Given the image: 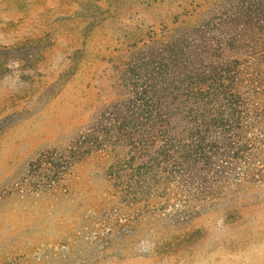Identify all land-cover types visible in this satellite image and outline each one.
<instances>
[{
    "label": "trees",
    "instance_id": "1",
    "mask_svg": "<svg viewBox=\"0 0 264 264\" xmlns=\"http://www.w3.org/2000/svg\"><path fill=\"white\" fill-rule=\"evenodd\" d=\"M114 3L80 0L76 22ZM198 8L117 47L90 120L28 168L36 190L50 189L93 154L125 150L106 176L121 206L148 219L156 259L200 239L199 218L227 224L264 208V0ZM28 44L0 45V58Z\"/></svg>",
    "mask_w": 264,
    "mask_h": 264
},
{
    "label": "rangeland",
    "instance_id": "2",
    "mask_svg": "<svg viewBox=\"0 0 264 264\" xmlns=\"http://www.w3.org/2000/svg\"><path fill=\"white\" fill-rule=\"evenodd\" d=\"M115 1L77 23L80 0H0V45L30 42L0 58V264H264L263 207L233 223L219 213L199 218L204 234L184 254L148 256V219L121 206L106 176L123 149L93 154L54 188L35 189L29 165L64 149L90 120L117 47L177 24L183 8L223 2Z\"/></svg>",
    "mask_w": 264,
    "mask_h": 264
}]
</instances>
